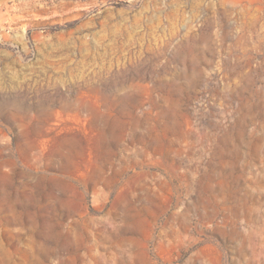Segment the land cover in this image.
Instances as JSON below:
<instances>
[{
    "label": "rangeland",
    "instance_id": "rangeland-1",
    "mask_svg": "<svg viewBox=\"0 0 264 264\" xmlns=\"http://www.w3.org/2000/svg\"><path fill=\"white\" fill-rule=\"evenodd\" d=\"M0 264H264V0H0Z\"/></svg>",
    "mask_w": 264,
    "mask_h": 264
}]
</instances>
